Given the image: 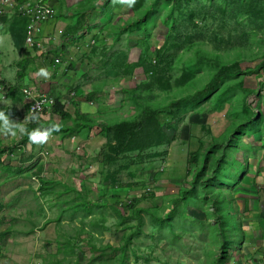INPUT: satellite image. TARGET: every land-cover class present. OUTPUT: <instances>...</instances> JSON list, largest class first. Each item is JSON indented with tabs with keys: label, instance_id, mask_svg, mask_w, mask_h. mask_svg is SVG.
I'll use <instances>...</instances> for the list:
<instances>
[{
	"label": "rangeland",
	"instance_id": "rangeland-1",
	"mask_svg": "<svg viewBox=\"0 0 264 264\" xmlns=\"http://www.w3.org/2000/svg\"><path fill=\"white\" fill-rule=\"evenodd\" d=\"M63 1H100L101 7H106L103 16L94 20L99 35L87 26V33L92 31L91 43L95 41L90 45L93 51L88 54L87 66L110 82L98 100L90 101L95 116L114 125L123 119L138 120L145 109L164 111L179 102L172 110L177 115L163 126L171 141L159 148L161 157L142 169L131 167L130 160L119 174L114 169L110 174L97 162L100 141L96 146L74 140L75 145L67 150L72 161L56 175L57 182L43 178L40 196L33 191L32 176L42 174L43 168L36 167L25 179V193L15 202H20L22 217L18 218V212L17 218L9 215V222L2 214L15 210L11 206L0 215L6 231L0 241V264H118L123 255L122 264H211L222 251L221 238L213 230L215 218L210 214L221 211L220 196L216 193L212 211L201 198L196 201L190 197L185 202L180 195L190 189L194 169L203 164L200 159L187 175V159L194 152L201 156L208 153L210 158L223 155L225 159V171L221 167L214 172L208 169L201 178L212 175L218 181L223 173L231 175L228 183L237 184H226L223 191L227 212L235 219L228 225L238 246L235 254L225 256L223 264H264L261 247L246 243L250 234L245 227L251 218L244 214L245 196L256 192L248 176L252 167L249 160L261 151L260 145L264 146V0H135L133 7L125 6L117 16L112 9L121 0ZM142 16V26L131 29ZM124 27L128 32L120 35ZM145 40L151 49L148 61H154L155 48L161 49L153 76L141 68L132 76L123 75V64L137 63L143 55ZM215 64L240 71L226 79L215 94L196 99L195 94L217 70ZM124 90H136L135 99ZM249 112L260 118L256 131L252 130L256 119H249ZM61 125L68 127V122L62 119ZM45 152L50 151L41 150ZM52 154L45 156L46 161ZM0 172H7V168L0 166ZM255 173L252 167L251 174ZM138 184L140 188L123 187ZM10 186V181L0 183V200L5 201L2 191H9ZM146 193L151 195L145 197ZM10 195L15 196V192L10 191ZM130 200L136 204L133 211L122 213L119 209V214L111 207ZM33 208L34 215L36 208L43 210L42 222H28L31 211L26 210ZM79 253H84L82 260Z\"/></svg>",
	"mask_w": 264,
	"mask_h": 264
},
{
	"label": "crops",
	"instance_id": "crops-1",
	"mask_svg": "<svg viewBox=\"0 0 264 264\" xmlns=\"http://www.w3.org/2000/svg\"><path fill=\"white\" fill-rule=\"evenodd\" d=\"M74 2L76 1L48 0V4L55 9L56 15L51 21L42 24L39 32L34 35V38L41 44V48H30L26 45V34L30 26L29 19L10 12H4L0 16V45L5 44V48H0V57L3 61V64L0 65V83H5L7 87H18L19 94L15 95V98L18 99L21 97L20 94L23 89L32 91L34 95L41 93H46L49 96L55 95L65 105V111L69 115L68 119L70 121V123L66 121L68 127L72 126L77 114L88 115L95 121L101 120L99 123H102L103 119L107 120L95 116V108L90 101H92L91 99L98 100V94L102 92L103 95V87L108 88L107 84L110 83L105 79V76H102L100 71L97 72L94 69L93 71L87 66L89 63L88 54L93 48L90 45L95 44V41H92V43L90 41L89 34L92 31L87 33V26L98 31V26L95 25L94 20L103 16L106 7H101L100 1H79L78 4ZM95 4H100V7ZM123 10H121V14ZM112 11L113 13L116 12L115 5ZM97 34L99 35V31ZM56 59L60 61L58 65L54 62ZM21 61H28L29 66L24 78L17 81L18 63ZM40 68H47L51 73L50 78L39 76L37 73ZM99 69L102 71V66ZM111 82L116 84L115 81ZM88 104L93 107L92 110L86 108L89 106ZM0 110L9 114L14 123L22 124L25 127L28 124V105L25 99L22 101L10 98L5 101L0 99ZM103 113L105 114L106 111H103ZM100 114H102V111H100ZM56 117L57 120L47 115L42 117V120L44 122L53 120L56 124H61L62 119ZM1 133L0 136L2 137ZM24 135H19L18 140L22 139ZM51 135L54 136V139L50 138ZM51 135L43 144L36 142L34 145H23L27 154L20 153L15 149L16 145L13 143L17 135L4 134V141L2 137V143L4 142V144H0V166H5L7 172L3 174L0 172V183L4 185V181H10L11 186L9 191H2L7 202L5 204V201L0 200V204L3 205L0 215L3 211L7 212L9 206L14 207L15 210H12L11 213L2 214L9 222H11L9 215L13 218H17L15 216L17 212L20 214L18 218L23 215L20 202H15L18 201V197H22L25 193L23 192L25 179L29 175L32 176V171H35L36 167H39L40 171L43 168L45 179L49 178L54 181L56 175H61L65 170L62 168H65V165L72 161V153L69 154L67 150L75 145L74 140H86V145L95 143L97 146L100 141L101 146V143H103L101 138H93L92 136L95 135L86 129L69 137L62 134ZM260 146L261 151L256 153L255 158L249 160L254 171L258 174L252 175V167L249 166L250 175L248 176L252 178L251 182L255 185L256 192L254 190L253 195L245 196L244 214L249 215L251 218L245 227L250 234L246 237V243L261 247L260 253H264V146ZM41 150L50 151V153H53L52 157L47 161L35 159L39 157ZM252 160L253 162H251ZM253 179L256 180L255 183ZM10 191H14L15 196L10 195ZM36 209L35 215L33 214L34 208L26 210L28 213L31 211L29 213L31 214L30 217L27 218L29 223L31 220L33 224L44 220L43 210ZM37 211H40L41 215L37 216ZM32 215L34 218H32ZM261 257H264V254Z\"/></svg>",
	"mask_w": 264,
	"mask_h": 264
},
{
	"label": "trees",
	"instance_id": "trees-1",
	"mask_svg": "<svg viewBox=\"0 0 264 264\" xmlns=\"http://www.w3.org/2000/svg\"><path fill=\"white\" fill-rule=\"evenodd\" d=\"M175 2L177 0H167ZM141 3V1H138V4ZM127 6L126 4L122 2H118L115 5L114 12L115 16L119 15L121 10ZM147 12L145 13V15ZM172 14V13H171ZM145 16H142L141 18H138L137 21L133 22L131 25V29L136 26L140 27L142 26V19H144ZM169 20L172 22V15L169 17ZM173 23V22H172ZM174 28V27H173ZM121 34L127 33L128 30L126 27L120 31ZM146 36V32L144 33ZM144 47L142 48V54L141 58L137 63L133 64H123L121 67V70L123 72V75L125 76H132L135 74V71L137 69H143L147 75H152L155 68L157 67L156 64H159L160 62V54L161 49H154L153 54L154 61H148L147 58L150 56L149 51L150 46L148 44V41L145 40ZM138 48H141V45L137 46ZM151 52V51H150ZM150 62V63H147ZM122 65V64H121ZM29 66L28 61H21L18 63V76L17 81H20L24 78L25 72L27 70V67ZM216 71L214 72L212 79L207 83L198 93L195 94L196 99H203L208 97L211 94H215L219 88L221 87L222 83L225 82L226 79L231 78L234 73H238L240 69H234L229 68L226 66H219L216 65ZM153 76V75H152ZM2 85L6 89V95L7 98L14 99V100H23L24 96L22 93L20 94L21 97L15 98V95L19 94L18 87H7L5 83L2 82ZM240 87H243V84H239ZM124 94L128 95L130 98H134V94L137 91H123ZM52 98H55V105L50 111H43L42 113L36 114L38 116L37 121H32L29 117L28 121L29 123L26 125L27 130L30 132L33 129L39 128L41 130L49 129L53 125H56L59 127V131H54L51 134H62L70 136L75 135L79 133L81 130H88L91 134L95 135V137L101 138L103 141L100 150L97 154V162L99 165L102 166L105 171L110 172V174L115 172L119 174L121 171L124 170V166L126 165V162L131 160V163L133 164L131 167H140L142 169L143 166H145L149 161L154 160L158 157H161L159 153V148L167 145L171 140L169 137H167V134L165 133L163 126L166 124V120H173L177 114L173 113L172 110L179 106V102L170 104L167 108H165L164 111L159 110H152V109H145L143 110V115L138 120L129 121L127 119L121 120L119 123L111 124L107 123V120L102 121V123L96 122L93 118H91L88 115H76V119L73 121V125L71 127H65L61 124H56L53 120H49L48 122H44L42 120V117L49 115L50 118L54 116L60 117V119H64L65 121H68L69 115L65 111V105L60 101L58 97L55 95H51ZM135 101V100H134ZM89 105V104H88ZM88 110H92V106L86 107ZM79 112V111H78ZM249 114V119H252V117L256 120L252 121L256 127H254L252 130H257L258 126L257 123L259 122L260 118L257 117V114ZM256 117V118H255ZM263 119V118H262ZM22 145L28 146V145H34L36 142L30 140L28 135H24V137L21 140ZM202 159V166L200 169H196L197 164L199 163V160ZM224 157L223 155H219L217 157L210 158L208 153H205L204 156H201L200 152H194L189 154L187 159V175L191 174L192 170L191 167H196L194 169V179L193 183L191 184V187L187 191H181V201L188 202L187 200L190 199V197L194 198L196 201H198V198H201V202L203 203H209L210 208H212V211H214L213 203L215 202L216 193L219 194V206L221 208V211L218 213H210L215 218V226L213 227V230L217 234L221 240L219 241V244L221 246V255L214 260L211 264H223V259L225 256H229L230 253L234 252L238 246L236 243H233V232L231 234V229L228 224H234L235 219L233 218L231 213L227 212L228 204L226 202V199L224 197V186L227 184L229 186L237 185L234 182L229 180L231 179V175H226L222 173V175L219 177L218 181L217 178H213L212 175L208 176L205 180L204 178H201V175L205 173V170H210L211 172H214L218 167H221V170L225 171L226 167L224 165ZM135 161V163L133 162ZM233 161V160H232ZM130 163V164H131ZM209 163V166L207 165ZM137 165V166H136ZM130 167V168H131ZM134 167V168H135ZM240 167V166H238ZM114 169V170H112ZM246 172V171H245ZM113 175H111L112 177ZM202 179L204 181H202ZM116 188H120V185H116ZM125 188H140V185H125L123 186ZM149 192V190H147ZM148 194L146 193L144 196L147 197ZM184 197V198H183ZM198 197V198H197ZM119 203V202H118ZM135 201L131 204H124L121 208H119L118 204L111 205L117 213L122 214L125 212H128L130 210L136 209V204L134 205ZM227 205V206H226ZM3 209V205L0 204V212ZM122 210V213L120 210ZM213 231V232H214ZM228 233L231 234V237L228 235ZM6 236V232L0 233V241L3 240V238ZM228 237V238H227ZM2 242H0L1 244ZM242 243V239L239 240V245ZM1 249V247H0ZM114 250V249H113ZM118 251V249H116ZM123 253V251H121ZM84 258V253H79V260H82ZM124 255L121 256L118 264H122L124 262Z\"/></svg>",
	"mask_w": 264,
	"mask_h": 264
},
{
	"label": "built area",
	"instance_id": "built-area-1",
	"mask_svg": "<svg viewBox=\"0 0 264 264\" xmlns=\"http://www.w3.org/2000/svg\"><path fill=\"white\" fill-rule=\"evenodd\" d=\"M4 12H10L20 17L29 19L30 26L26 34V45L30 48H41V44L34 38L39 32V28L42 24L51 21L56 15L55 9L48 4V0H1L0 1V16ZM57 65L60 63L58 59L54 61ZM24 99L28 105V115L42 113L43 111H50L55 105V99L46 93L34 95V93L28 89L21 91ZM0 99L7 100L6 89L0 83ZM29 123V121H27ZM20 140L17 141L16 148L20 153H24L23 146L20 144ZM2 143V137L0 136V144ZM42 156H47L48 153H42ZM38 182L37 180H35ZM39 187V186H38ZM130 203V202H129Z\"/></svg>",
	"mask_w": 264,
	"mask_h": 264
},
{
	"label": "clouds",
	"instance_id": "clouds-1",
	"mask_svg": "<svg viewBox=\"0 0 264 264\" xmlns=\"http://www.w3.org/2000/svg\"><path fill=\"white\" fill-rule=\"evenodd\" d=\"M121 2L126 4L129 8H131V7H133L135 0H121ZM37 74L39 76L44 77V78H50V75H51L50 71L47 68H40ZM30 119L32 121H37L38 116L36 114H32ZM54 131H59V127L56 125H53L49 129L41 130L39 128H36V129H33L32 131L29 132L24 125L12 122V120L10 119V115L6 114L4 111L0 110V132H2L5 135L16 136L17 134H26L29 136L30 140L37 142V143H40V144H43L47 141L48 137ZM16 144L17 143H15V145ZM20 144L22 145L21 141H20ZM15 149L17 150L16 146H15ZM24 153L27 154L26 151ZM47 153L49 154L50 152H47ZM41 154L42 153L40 152L39 157L35 158V159L43 158L44 159L43 161H46L45 157L42 156ZM43 178H44L43 173L32 176L33 191H34V193L37 194V196H40V194L42 193V188H43L42 180H43ZM35 180H37L38 182H36ZM123 204L129 205V204H131V200L126 201V202H119L118 206L121 208L123 206ZM3 232H6V231H3V227H2V224L0 221V233H3Z\"/></svg>",
	"mask_w": 264,
	"mask_h": 264
}]
</instances>
